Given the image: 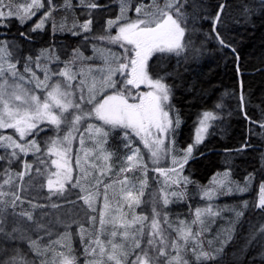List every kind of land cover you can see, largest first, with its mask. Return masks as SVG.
Returning a JSON list of instances; mask_svg holds the SVG:
<instances>
[{
  "label": "snow or ice",
  "instance_id": "snow-or-ice-1",
  "mask_svg": "<svg viewBox=\"0 0 264 264\" xmlns=\"http://www.w3.org/2000/svg\"><path fill=\"white\" fill-rule=\"evenodd\" d=\"M256 32L264 74V0H0V264H264V109L220 144L210 78Z\"/></svg>",
  "mask_w": 264,
  "mask_h": 264
},
{
  "label": "trees",
  "instance_id": "trees-1",
  "mask_svg": "<svg viewBox=\"0 0 264 264\" xmlns=\"http://www.w3.org/2000/svg\"><path fill=\"white\" fill-rule=\"evenodd\" d=\"M116 5V4H115ZM113 10H117L114 8ZM260 32H256L254 36L249 37L242 42L241 45V60H240V73L238 77L236 72L235 63H228L225 65L223 62L218 68L214 69L211 74V80L218 92H223L228 89L231 92L233 89L236 91V98L229 101L232 104L234 111L237 113L233 115L230 123L226 126V129L222 137H217L220 144L227 145L229 147L237 145L241 141L242 137L246 134L248 122L244 120V115L239 113L237 105L239 104L240 82H243L244 99L246 104L247 113L252 119H259L261 117V111L264 109V74L257 71L259 68L258 57L261 52V39ZM99 64L100 61L96 60ZM191 124V119L188 120V125ZM257 131L259 128L257 125H253ZM187 134V125L185 127V135ZM253 140L259 143L258 137H253ZM250 159V157H249ZM198 167L197 178L202 182L206 180L205 169ZM234 178H239L236 176ZM231 197H221L220 203L232 202ZM218 222L216 227L219 226Z\"/></svg>",
  "mask_w": 264,
  "mask_h": 264
},
{
  "label": "rangeland",
  "instance_id": "rangeland-1",
  "mask_svg": "<svg viewBox=\"0 0 264 264\" xmlns=\"http://www.w3.org/2000/svg\"><path fill=\"white\" fill-rule=\"evenodd\" d=\"M112 8H113V9L116 8L115 2L112 4ZM113 11H115V10H113ZM88 53L91 54V50H90V49L88 50ZM98 61H100V63H102V60H101V59H98ZM100 63H99V64H100ZM8 131H10V130H8ZM29 158H30V157H29ZM212 228H213V231H214V230L217 228V227H216V224H214V225L212 226Z\"/></svg>",
  "mask_w": 264,
  "mask_h": 264
}]
</instances>
